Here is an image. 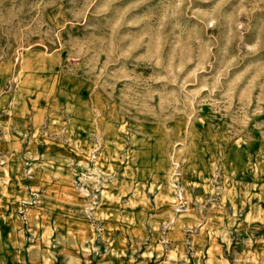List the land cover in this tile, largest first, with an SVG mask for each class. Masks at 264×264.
<instances>
[{"label":"rangeland","instance_id":"obj_1","mask_svg":"<svg viewBox=\"0 0 264 264\" xmlns=\"http://www.w3.org/2000/svg\"><path fill=\"white\" fill-rule=\"evenodd\" d=\"M0 264H264V0H0Z\"/></svg>","mask_w":264,"mask_h":264},{"label":"bare ground","instance_id":"obj_2","mask_svg":"<svg viewBox=\"0 0 264 264\" xmlns=\"http://www.w3.org/2000/svg\"><path fill=\"white\" fill-rule=\"evenodd\" d=\"M29 68L30 67H29V64L27 62L23 63V65H22L23 77H22V80L20 81L19 97L17 100L22 99L24 97L25 93H27L29 91V85H30L29 78L31 77Z\"/></svg>","mask_w":264,"mask_h":264}]
</instances>
